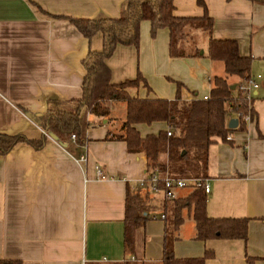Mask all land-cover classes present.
<instances>
[{"label": "crops", "instance_id": "0c3cea01", "mask_svg": "<svg viewBox=\"0 0 264 264\" xmlns=\"http://www.w3.org/2000/svg\"><path fill=\"white\" fill-rule=\"evenodd\" d=\"M126 1L0 0V131L30 139L47 135L33 117H42L49 101L81 98L86 74L83 61L90 48L102 49L101 35L90 41L70 20L49 17L45 11L74 18H116ZM199 1H204L214 20L211 31L187 24L181 44L184 55L177 56L170 49V30L162 28L152 36L151 22L142 21L139 48L119 44L106 59L111 82L135 79L141 72L151 90L141 83L138 90H132L134 95L174 99L178 83L186 100L209 95L212 80L226 75L224 62L207 56L211 39L237 40L240 53L254 58L252 76L262 75L254 73L256 66L257 71L264 69V3L174 0V14L204 16ZM229 82L243 80L231 76ZM260 89L261 85L253 91L256 112L245 120L246 129L234 128L228 141L217 138L209 150L208 214L249 219L247 240L197 239L195 221L186 210L174 242L178 258L202 257L212 249L214 257L206 264H264V97L259 101ZM111 102V112L123 102V114L118 118L111 114L110 120L88 114L84 144L77 138L62 142L47 135L40 150L23 143L0 155V260L162 263L166 220L151 219V215L164 214L159 204L168 197L162 190L151 189L145 153H131L125 141L107 139L109 130L117 129L113 122L126 116L125 101ZM136 127L143 137L170 129L165 121ZM84 155L88 162L80 163ZM97 165L105 177L98 174ZM128 187L150 192V219L136 233V255L125 247ZM189 190L179 188L175 197ZM132 256L136 259L130 260Z\"/></svg>", "mask_w": 264, "mask_h": 264}, {"label": "trees", "instance_id": "16d2710c", "mask_svg": "<svg viewBox=\"0 0 264 264\" xmlns=\"http://www.w3.org/2000/svg\"><path fill=\"white\" fill-rule=\"evenodd\" d=\"M264 3V0H252ZM205 8L202 17H179L174 14V0H127L121 15L116 18H74L50 15L57 19L70 20L90 41L101 35V50L90 48L83 64L86 70L83 81V96L70 101H49L48 111L42 117L33 120L48 136L66 142L72 134L77 141L86 142V130L89 126L88 114L97 118L109 119L111 108L108 102L125 101L126 116L120 129L109 130L107 139L123 140L131 153L143 152L148 159V177L158 175L159 187L163 190V178L166 175L184 179L208 178L209 150L217 138L229 140L231 132L229 119L239 116V129H246L244 118L255 114V95L248 97L243 85L252 77V56L240 53L239 43L235 39H211L207 56L224 62L226 75L212 80L209 99L195 95L186 100L181 94L178 83L176 98H146L133 94L143 83L151 90L145 77L139 72L135 79H128L115 84L111 82V69L106 59L119 44L140 46V25L142 21L151 22V34L158 30H170V49L174 55H184L181 47L190 24L198 30L211 31L214 20L209 15L204 1H199ZM195 55H200L196 52ZM231 76L240 77L243 82H229ZM232 85H236L233 89ZM231 117V118H232ZM110 120V119H109ZM165 121L170 129L158 134L143 137L136 124H152ZM171 132V135H169ZM30 139L24 134H7L0 131V155H6L19 144H28L36 150L42 149L48 139ZM164 156V158H162ZM183 197L164 199L159 207L166 215L164 257L161 264H206L214 257L212 249H207L202 257L178 258L174 252L177 232L185 220V211L192 216L196 224V238L204 241L210 239H243L248 237L246 218H217L208 214L207 193L203 187L190 188ZM150 192L139 187H128L125 218V247L136 255V233L150 219ZM158 207V208H159ZM167 213L168 216H167ZM0 264H22L18 260H0Z\"/></svg>", "mask_w": 264, "mask_h": 264}, {"label": "built area", "instance_id": "2783aa9c", "mask_svg": "<svg viewBox=\"0 0 264 264\" xmlns=\"http://www.w3.org/2000/svg\"><path fill=\"white\" fill-rule=\"evenodd\" d=\"M262 77V75H258L257 77H251L248 81L245 82L243 85V89L246 91L247 95L249 98H251V95H253V91L258 89L260 87L259 84V79ZM209 95L203 96L204 99H209ZM239 116H236V118L239 119ZM249 116H246L244 118V121L247 120ZM44 131V130H43ZM45 132V131H44ZM46 133V132H45ZM169 135H171V132H169ZM71 138L73 140H76L77 135L72 134ZM231 137L229 136V139ZM80 163H87L88 162V157L86 155L80 157L78 159ZM96 170L98 174L102 177H105L102 174L101 171V166L97 165ZM161 178L158 175H153L151 178H148L149 183L151 184V189L154 191H161L162 189L159 187V182ZM163 184H164V193L166 194V197L168 198H174L176 196L175 191L179 188H200L203 187L206 191V193H209L211 191V183L208 178L206 179H184V178H177V177H172L169 175H166L163 178ZM142 185H145V183H142ZM151 219H166L165 214H161L160 216H157L155 214L151 215ZM136 258L134 256L131 257L130 260H135Z\"/></svg>", "mask_w": 264, "mask_h": 264}, {"label": "rangeland", "instance_id": "374dc122", "mask_svg": "<svg viewBox=\"0 0 264 264\" xmlns=\"http://www.w3.org/2000/svg\"><path fill=\"white\" fill-rule=\"evenodd\" d=\"M257 69H258V66H256V71H255V75L257 76L258 74H262V76H263V80H259V82H260V85H261V89H260V93H259V96H260V98H259V101H262V99H263V97H264V69H262V68H260L259 69V71H257ZM252 77H255V76H252ZM253 94H254V92H253ZM123 103V102H122ZM118 104L117 105V108H116V110H115V112L113 113V112H111V114H112V116L113 117H115V118H118L117 117V115L118 116H121L122 114H123V104ZM108 104H109V106H110V104L112 105V102H108ZM111 108V107H110ZM112 111V110H111ZM111 116V115H110ZM110 118V117H109ZM114 124H112V127L113 128H117L118 130L120 129V127H121V125H122V121L120 120V119H118V120H115V122H113ZM132 264V263H131ZM134 264V263H133ZM139 264V263H138Z\"/></svg>", "mask_w": 264, "mask_h": 264}, {"label": "water", "instance_id": "95a60500", "mask_svg": "<svg viewBox=\"0 0 264 264\" xmlns=\"http://www.w3.org/2000/svg\"><path fill=\"white\" fill-rule=\"evenodd\" d=\"M236 87V85H232V88L234 89ZM239 125V119L238 118H232L230 121H229V127L230 128H237Z\"/></svg>", "mask_w": 264, "mask_h": 264}]
</instances>
